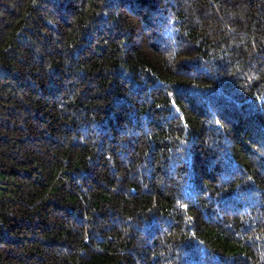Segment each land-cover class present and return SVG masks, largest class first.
I'll return each mask as SVG.
<instances>
[{
  "label": "trees",
  "instance_id": "1",
  "mask_svg": "<svg viewBox=\"0 0 264 264\" xmlns=\"http://www.w3.org/2000/svg\"><path fill=\"white\" fill-rule=\"evenodd\" d=\"M0 264H264V0H0Z\"/></svg>",
  "mask_w": 264,
  "mask_h": 264
}]
</instances>
